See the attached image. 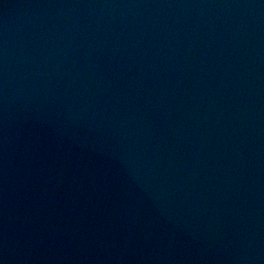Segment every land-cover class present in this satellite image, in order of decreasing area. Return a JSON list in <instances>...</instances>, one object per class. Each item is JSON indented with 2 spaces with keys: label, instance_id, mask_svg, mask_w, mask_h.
<instances>
[{
  "label": "water",
  "instance_id": "obj_1",
  "mask_svg": "<svg viewBox=\"0 0 264 264\" xmlns=\"http://www.w3.org/2000/svg\"><path fill=\"white\" fill-rule=\"evenodd\" d=\"M0 264H264V0H0Z\"/></svg>",
  "mask_w": 264,
  "mask_h": 264
}]
</instances>
